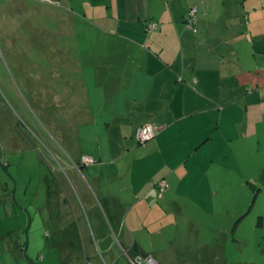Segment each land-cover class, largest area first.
Returning <instances> with one entry per match:
<instances>
[{
    "label": "crops",
    "instance_id": "obj_1",
    "mask_svg": "<svg viewBox=\"0 0 264 264\" xmlns=\"http://www.w3.org/2000/svg\"><path fill=\"white\" fill-rule=\"evenodd\" d=\"M192 4L197 31L186 26ZM112 15L96 21L102 47L79 60L83 105L64 135L76 192L64 210L86 215L85 263L105 251L113 264L139 252L159 264H255L243 244L236 259L228 248L247 184L264 186V0H113ZM146 123L159 129L140 144Z\"/></svg>",
    "mask_w": 264,
    "mask_h": 264
},
{
    "label": "rangeland",
    "instance_id": "obj_2",
    "mask_svg": "<svg viewBox=\"0 0 264 264\" xmlns=\"http://www.w3.org/2000/svg\"><path fill=\"white\" fill-rule=\"evenodd\" d=\"M112 2L0 0V264H86V215L64 210L65 201L76 198L64 135L79 123L70 125L69 110L83 105L79 60L102 47L96 21L113 16ZM200 17L190 29L197 31ZM262 187L247 184L246 200H240L247 215L232 217V228L238 220L242 226L232 230L231 259L240 257L243 244L248 262L264 264ZM258 188L262 194L254 199ZM87 229L91 233V225ZM69 237L73 249L66 245ZM98 254L99 260L88 254L89 264H113L105 251ZM122 261L131 264L125 255Z\"/></svg>",
    "mask_w": 264,
    "mask_h": 264
},
{
    "label": "built area",
    "instance_id": "obj_3",
    "mask_svg": "<svg viewBox=\"0 0 264 264\" xmlns=\"http://www.w3.org/2000/svg\"><path fill=\"white\" fill-rule=\"evenodd\" d=\"M198 6H192L188 11L187 26L189 28L196 29L198 23ZM158 23L152 22L149 24V29H157ZM158 126L153 123H146L138 128L137 139L140 144H145L149 140L153 139L157 134ZM82 160L85 163L93 162V158L90 156H84ZM169 183L166 180H162L158 183L159 192L161 195L165 194L169 189ZM129 256V255H128ZM132 264H159L157 259L150 253H137L129 256Z\"/></svg>",
    "mask_w": 264,
    "mask_h": 264
},
{
    "label": "trees",
    "instance_id": "obj_4",
    "mask_svg": "<svg viewBox=\"0 0 264 264\" xmlns=\"http://www.w3.org/2000/svg\"><path fill=\"white\" fill-rule=\"evenodd\" d=\"M193 6H195V5H193ZM190 8H191V7H190ZM190 8H189V9H190ZM188 11H189V10H188ZM187 17H188V12H187ZM198 17H199V11H198ZM186 21H187V18H186ZM153 124H154V123H153ZM156 126H157V125H156ZM158 129H159V127H158ZM157 132H158V130H157ZM156 135H157V134H156ZM131 253H132V252H131ZM131 253H130V254H131ZM131 255H133V254H131Z\"/></svg>",
    "mask_w": 264,
    "mask_h": 264
}]
</instances>
